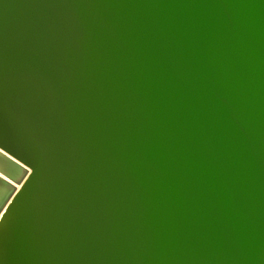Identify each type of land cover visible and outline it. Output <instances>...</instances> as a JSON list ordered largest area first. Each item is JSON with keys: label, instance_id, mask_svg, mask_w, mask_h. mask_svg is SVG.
Segmentation results:
<instances>
[{"label": "bare ground", "instance_id": "6f19581e", "mask_svg": "<svg viewBox=\"0 0 264 264\" xmlns=\"http://www.w3.org/2000/svg\"><path fill=\"white\" fill-rule=\"evenodd\" d=\"M81 105L103 173L41 178ZM0 207V264H264V0H0Z\"/></svg>", "mask_w": 264, "mask_h": 264}, {"label": "water", "instance_id": "95a60500", "mask_svg": "<svg viewBox=\"0 0 264 264\" xmlns=\"http://www.w3.org/2000/svg\"><path fill=\"white\" fill-rule=\"evenodd\" d=\"M88 113H90V111L86 105H81L80 110L79 107H70L69 113L66 114L67 125L56 123L57 120L53 116H47L43 117V119H37L39 121L31 123L25 128L23 132H20L19 136L21 140H23L25 144L26 142L27 144L30 143V145H28L29 150H32V157L28 155L29 159L32 161L31 163L28 162V165H30L32 169L35 168L34 172L36 169H38L39 176L41 178L51 175V167L53 166L57 169L61 178L64 177L69 179L71 177L70 175L80 174V176H83V178L81 179V177H79V179L83 180L86 176L85 172H91L92 175L97 176L96 179L101 176L103 173V167L101 164H98V161L96 163V158L93 157L91 148L89 147L86 139V134L89 133L90 129V123H88L89 118L87 117ZM44 131L50 135V137H48L51 141V144L47 142L48 152L51 155L54 147L57 150L60 163L52 162L50 160L48 161L49 157L46 156L47 153L44 154V156L34 153L32 147H36L34 146L36 143L37 145L39 144L38 140L40 133H43ZM39 147L40 145H38L36 148ZM36 152H38L37 149ZM3 179L6 182L4 185L6 189H10L9 186L14 185V178L12 176H8L7 178ZM33 181L34 180L31 178L29 179V182L33 183ZM13 190L14 188L10 192L9 196H11Z\"/></svg>", "mask_w": 264, "mask_h": 264}]
</instances>
